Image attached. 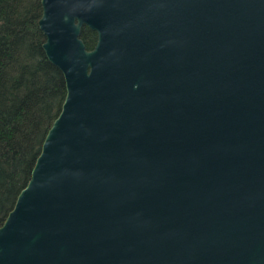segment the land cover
<instances>
[{
	"label": "water",
	"instance_id": "water-1",
	"mask_svg": "<svg viewBox=\"0 0 264 264\" xmlns=\"http://www.w3.org/2000/svg\"><path fill=\"white\" fill-rule=\"evenodd\" d=\"M39 1L64 97L0 264H264V0Z\"/></svg>",
	"mask_w": 264,
	"mask_h": 264
},
{
	"label": "trees",
	"instance_id": "trees-1",
	"mask_svg": "<svg viewBox=\"0 0 264 264\" xmlns=\"http://www.w3.org/2000/svg\"><path fill=\"white\" fill-rule=\"evenodd\" d=\"M40 9L39 0H0V224L64 97L62 75L41 48ZM79 36L87 49L95 43L85 25Z\"/></svg>",
	"mask_w": 264,
	"mask_h": 264
}]
</instances>
